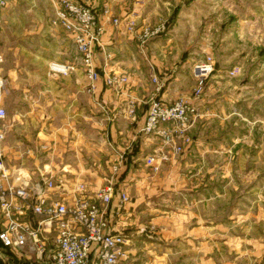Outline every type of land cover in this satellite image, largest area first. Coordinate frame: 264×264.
Wrapping results in <instances>:
<instances>
[{"label":"crops","instance_id":"crops-1","mask_svg":"<svg viewBox=\"0 0 264 264\" xmlns=\"http://www.w3.org/2000/svg\"><path fill=\"white\" fill-rule=\"evenodd\" d=\"M154 1H94L103 26L101 45L95 47L97 71L101 76L112 71L127 73L129 83L120 90H113L98 81L91 96L87 91L89 80L84 73L72 36L54 21L58 0H7L6 5L0 9V50L3 55L0 106L7 112L3 125V152L6 163L12 168H20L34 175V171L24 165H38V176L44 170L52 172L51 175L60 172L63 173L62 177L68 179L66 180L71 187L75 183H86L96 189L106 184L104 182L107 173L116 158L115 152L127 149V163L131 166L128 170L126 167L124 173L121 170L116 180L118 189L128 191L130 202L122 207L123 212L118 214L113 225L114 231L122 232L130 239L129 244L122 248L125 256L120 259V263L146 264L147 261L155 260L152 249L157 245L164 250L157 257L168 263L173 260L172 256L178 257L179 264H187L185 261L201 264L203 260H210L212 263L217 258V242L215 240L212 244L214 237H204L205 240L202 241L204 238L198 227L185 230V238H179L177 242L175 240L178 238L171 234H179L180 232H173L175 229L180 230L179 226L168 227L169 236L164 235L158 241L159 239L155 240L148 235L150 225L154 224L140 219L141 213L147 211L152 202L147 198L157 195L161 197L165 192H170L166 195L167 198L177 194V203L182 204L179 206L185 208L188 205L191 213L187 219L184 217L185 225L201 219L202 215L198 212L204 208L212 212L210 208L216 203L212 202L210 188L199 187L198 184L186 189L182 184V188H168L157 192L148 187L153 180L149 177V169L148 172L144 166L131 170L135 163L143 164V156L157 147V142L148 141L139 133L148 103L155 93V84L149 69L154 57L151 46L148 45L144 54L140 52L136 40L120 27L113 25L111 19L130 12L135 13L138 25L163 18L156 16L159 2ZM160 4L168 11V1H161ZM105 6L109 8L108 13H104ZM53 61L72 65L73 69L66 75L51 73L49 64ZM156 66L155 73H158L159 81L163 82L160 71L165 68L163 65ZM172 78L173 81L164 80L165 85L163 84L157 94L160 98L171 99L178 94H186L187 91L181 90L185 87L181 86L177 74ZM211 90L209 88L208 91ZM205 95L211 96L208 92ZM94 100L104 103L106 111ZM131 105L134 106V115L129 117L127 113ZM199 145L192 141L190 147ZM192 150L189 148L187 153L185 151L177 160L173 159L163 167L170 169L168 165L174 167L175 163H178V167L180 163L191 159L192 153L202 155L200 147ZM164 176H168L167 173ZM181 181L184 182V179ZM203 196L210 198L205 200L207 204H203ZM117 208L115 200L113 209ZM145 229L148 230L145 232ZM204 234L208 236L207 232ZM180 243L193 247L186 250L188 254H180V248L177 251L173 249ZM199 244H210V250L203 252L202 249L205 248H200ZM212 245L216 246L215 249H212ZM0 248V264L10 261L24 264L25 261L17 259L20 256L19 251L2 249L1 243ZM208 252L209 256L206 255ZM258 263L264 264V260L259 259Z\"/></svg>","mask_w":264,"mask_h":264},{"label":"rangeland","instance_id":"rangeland-1","mask_svg":"<svg viewBox=\"0 0 264 264\" xmlns=\"http://www.w3.org/2000/svg\"><path fill=\"white\" fill-rule=\"evenodd\" d=\"M157 1L159 4L156 16L163 18L152 19V22L147 23H164L165 30L147 44V47L151 46L154 57L149 67L151 75L154 73L158 77L155 66L163 65L165 69L160 71L163 82L172 80L177 74L181 86L185 87L181 90L189 92L195 85L193 67L196 63L211 56L214 69L207 79L203 93L197 99L199 115L195 120L197 123L189 132L191 143L193 141L200 145L191 148L190 143L184 150L187 153L189 148L192 150L200 147L202 155L192 153L191 159L180 163L178 167V163L174 167L168 165L170 169H166L163 166L171 162L168 161L161 165L157 173L149 172L145 166L151 175L149 177L153 178L148 187L158 192L168 188H182V184L186 189L199 184V187L210 188L212 202L216 203L210 208L212 212L207 208L198 212L202 215V220H190L185 225L184 217L187 219L191 213L188 205L185 208L179 206L182 204L177 203V194L167 198L166 195L170 192H165L161 197L157 195L147 198L152 202L147 211L141 213L140 219L154 224L150 225L148 235L155 240L159 239L158 241L164 235L169 236L168 227L179 226L180 230L175 229L173 232L180 233L171 234L178 238L175 242L179 238L184 239V232L188 229L190 231V228L198 227L203 238L214 237L212 244L215 240L217 242L214 264H259V259L264 260V0ZM161 1H168V11L160 4ZM105 8L109 12V8ZM95 11L98 13L96 9ZM139 51L143 54L146 52ZM209 88L212 89L210 92ZM206 92L211 96L207 97ZM178 156L174 159L177 160ZM37 166L24 165L34 171V175L29 172L33 179L38 176L37 169L40 168ZM130 166L125 163L115 173L111 169L105 181L112 177L118 178L121 170L124 173ZM142 167L144 164L137 162L131 170ZM51 173L44 170L39 173L38 178L50 176ZM59 173L53 175L57 176ZM165 173L168 176H164ZM182 178L184 182L181 181ZM202 199L205 201L210 198L203 196ZM181 200L183 202L182 198ZM207 203L205 201L203 204ZM119 210L118 213L122 214L123 209ZM117 216L113 218V225ZM204 240L205 238L202 239ZM232 241L233 244L230 243ZM190 247L180 243L173 249L177 251L180 248V254H188L186 250ZM199 247L205 248L202 249L203 252L210 250V244H199ZM215 247L212 245V249ZM163 251L161 246H155L152 249L155 260L147 261L146 264H179L177 256H172L173 260L169 263L159 259L157 256ZM206 255L209 256L210 252ZM17 259L25 261L24 264H40L24 254H20ZM11 263L14 264L11 261L6 264ZM185 263L195 264L194 261ZM212 263L210 260L201 262Z\"/></svg>","mask_w":264,"mask_h":264},{"label":"built area","instance_id":"built-area-1","mask_svg":"<svg viewBox=\"0 0 264 264\" xmlns=\"http://www.w3.org/2000/svg\"><path fill=\"white\" fill-rule=\"evenodd\" d=\"M95 0H58L56 20L68 32L79 53L80 62L92 96L96 83L120 90L129 83L127 73L112 71L100 75L95 64V47L101 45L103 26L94 7ZM7 0H0V9ZM108 13V9H104ZM113 25L135 39L141 51L148 42L165 30V24L138 25L134 12L112 17ZM3 55L0 50V70ZM72 65L51 62V73L68 74ZM214 69V61L207 56L193 67L195 85L186 94L162 99V88L156 74L151 75L155 93L148 103L139 132L157 147L143 156L142 163L152 173L161 165L183 153L191 143L190 129L199 115L197 99L203 93L207 79ZM233 73V72H231ZM2 85V79H0ZM94 102L105 112L106 106ZM128 116L134 115L130 106ZM6 109L0 106V243L2 249L19 251L40 264H119L125 256L123 247L129 236L113 230V218L130 201L125 189H118L117 177L103 186L92 189L86 183L71 187L61 175L33 179L28 171L10 167L3 152V125ZM111 166L115 173L127 161V149L116 151ZM114 181V182H113ZM117 209H113L114 202Z\"/></svg>","mask_w":264,"mask_h":264},{"label":"trees","instance_id":"trees-1","mask_svg":"<svg viewBox=\"0 0 264 264\" xmlns=\"http://www.w3.org/2000/svg\"><path fill=\"white\" fill-rule=\"evenodd\" d=\"M128 159V158H127ZM126 163H127V161H126Z\"/></svg>","mask_w":264,"mask_h":264}]
</instances>
